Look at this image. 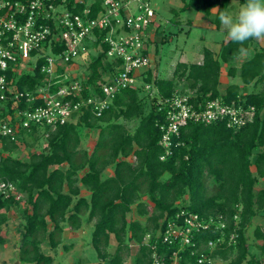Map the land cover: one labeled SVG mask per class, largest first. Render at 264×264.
<instances>
[{
	"label": "trees",
	"instance_id": "1",
	"mask_svg": "<svg viewBox=\"0 0 264 264\" xmlns=\"http://www.w3.org/2000/svg\"><path fill=\"white\" fill-rule=\"evenodd\" d=\"M24 1V0H20ZM75 0H67L74 12L92 8L91 17L103 9L102 0H83L72 8ZM182 11L193 8L206 14L215 8L213 24L220 26L219 10H227L230 0H187ZM241 4L245 0H239ZM158 27H156L157 30ZM104 33V31L102 32ZM253 40L246 42L249 49ZM101 42V41H99ZM240 45L223 42L216 54L209 48L202 49L201 62L178 61L171 78L153 76L149 68L143 82L154 86L156 96L148 102L139 96V89H122L100 116L91 109L74 114V118L53 129L33 126L24 138L25 144L37 143L42 137L46 144L40 151L32 152L27 159L13 156L18 148L14 142L2 139L0 146V181L15 185L19 198L0 193V224L7 219L6 212L19 208L23 219L18 246V260L28 264H52L51 255L44 253L40 244L47 242L54 249L61 241L62 223L70 228L81 227L82 215L92 222L91 245L98 261L93 264H123L130 255V244L137 245L133 264H152V252L165 255L168 260L177 245L162 244L158 234L165 220L181 208L197 213L200 217L222 215L226 227L220 230H201L193 240L212 258L225 264H264V258L250 254L245 230L254 216L264 218V47L238 65L232 64L240 55ZM107 43L102 52L89 60L88 73L82 79L83 95L99 92L103 73L119 72L120 59L106 56ZM228 64L227 74L238 76L242 85L259 86L257 91L241 92L236 83L228 84L225 92L218 85L221 66ZM42 78L37 68L33 73L19 77L20 90L34 88ZM191 90L202 99L222 96L225 100L244 98L255 106L252 119L239 129L225 126L223 121L213 123H187L173 136L170 153L161 160L164 149L159 144V125L164 112L158 110L157 100ZM100 95V94H99ZM138 119L133 131L118 122ZM97 129V139L88 151L80 146L82 129ZM253 167V169H252ZM111 168L112 173L103 176ZM89 194H81V188ZM147 193L152 207L139 201ZM23 195V196H22ZM188 197L186 205L176 201ZM135 204L136 213L144 217L128 220ZM234 233V243L227 244ZM260 254L264 255V227L253 230ZM147 237V238H146ZM224 237V242L209 250V240ZM113 252L107 250L111 239ZM127 239V241H126ZM4 238L0 235V243ZM204 245V246H203ZM68 248V246H64ZM189 247L182 248L178 264H197V254ZM70 264H83L78 259Z\"/></svg>",
	"mask_w": 264,
	"mask_h": 264
},
{
	"label": "built area",
	"instance_id": "2",
	"mask_svg": "<svg viewBox=\"0 0 264 264\" xmlns=\"http://www.w3.org/2000/svg\"><path fill=\"white\" fill-rule=\"evenodd\" d=\"M78 2L83 0H75L71 7ZM101 6L97 16L91 17L92 8L74 12L67 0H0V146L2 139L19 145L33 126L53 129L87 108L100 116L122 89L135 87L139 70L150 67L148 46L157 27L150 0H102ZM102 43L108 45L107 58L121 60L120 69L103 78L100 95L91 90L85 97L84 78L72 73L71 66L78 58L100 54ZM35 68L42 74L39 83L20 90L19 77ZM150 87L145 84L146 89ZM157 103L158 110L164 112L159 125V144L164 149L161 160L170 153L181 125L223 121L227 128L239 129L255 112V106L244 98L225 100L220 95L202 99L178 90ZM0 193L20 197L11 182L0 181ZM225 227L222 215L203 218L181 208L166 218L158 234L162 244L177 245V249L166 260L154 246L152 264H178L185 247L197 254V264H214L216 258L197 248L193 238L201 230L223 231ZM234 238L232 233L227 244L234 243ZM223 242L224 237H219L209 240L206 247L211 251Z\"/></svg>",
	"mask_w": 264,
	"mask_h": 264
},
{
	"label": "rangeland",
	"instance_id": "3",
	"mask_svg": "<svg viewBox=\"0 0 264 264\" xmlns=\"http://www.w3.org/2000/svg\"><path fill=\"white\" fill-rule=\"evenodd\" d=\"M184 0H150L151 6L154 8L156 13V19L154 26L158 27L155 32H152V41L149 43V54H150V67L153 76L171 78L175 64L178 61L184 62H201L202 61V49L204 47L209 48L211 51L216 52L219 49L220 43L226 32L217 31L214 27H210L214 19V11L211 15L205 14L203 11H197L193 8H186L182 11ZM230 5L227 12L235 15L239 8L242 6L239 4V0H230ZM153 26V27H154ZM220 39V40H217ZM253 45V43H251ZM258 49V47H255ZM253 52V47H249L247 55ZM95 54H90L87 58L95 57ZM86 57L76 59V63L71 66V72L80 74L82 78H85L88 70L87 64L89 60ZM240 59L234 60L232 64L238 65ZM228 64L221 66V72L219 76L220 83L218 89L220 92H225V88L228 84L237 83V76L231 77L227 74ZM146 72L145 69H141L138 73L140 77H136L135 87L138 88L139 96L143 97L148 105L146 112L148 111L149 104H151V98L156 96V89L151 86L149 89L145 88L143 82V74ZM107 72L102 78L107 76ZM241 92H251L258 90L260 87H254L253 85H247L246 87L239 81ZM179 89L183 87L179 84ZM186 92H192L191 90ZM118 122L123 123L128 130L133 131L135 126L138 124V119L125 121L119 119ZM97 129H85L81 131V142L82 148L91 151L96 139ZM28 142H20L18 148L12 152L13 156H19L23 159H27L32 152L40 151L46 144L45 138H41L37 143L31 145V138H27ZM253 169V167H252ZM254 170V169H253ZM112 173L111 168H107L104 171L103 176ZM264 186V180L261 179L255 188L259 189ZM15 193V192H13ZM81 194L88 196L89 192L85 188H81ZM23 196V195H22ZM139 201L143 202L149 208L152 207L147 193H143L139 197ZM188 202L187 195L181 200L176 201V205H186ZM20 209H10L5 214L7 219L5 222L0 224V235L4 238V242L0 243V264H28L20 263L18 260V246L20 242V231L22 228L23 219L21 216V210L25 207L24 201H20ZM128 220L139 219L144 220V217L139 216L136 213L135 204L130 213L127 214ZM93 221H85V215H82L81 227L74 229L70 228L66 223H62L63 232L61 234V241L54 249L50 248L46 241L40 244L41 250L52 256V264H70L78 259L82 260L83 264H93L98 261L96 253L91 245V230ZM256 225L264 227V218L260 215H256L252 218L251 223L245 230V236L249 245L250 254H254L258 257H263L258 250V240L254 238L253 230ZM147 238V237H146ZM127 241V239H126ZM64 246H68L65 248ZM115 248V242L111 239L110 245L107 250L113 252ZM130 255L124 258L123 264H133V255L136 252L137 245L130 244ZM214 264H225V261L216 259Z\"/></svg>",
	"mask_w": 264,
	"mask_h": 264
},
{
	"label": "clouds",
	"instance_id": "4",
	"mask_svg": "<svg viewBox=\"0 0 264 264\" xmlns=\"http://www.w3.org/2000/svg\"><path fill=\"white\" fill-rule=\"evenodd\" d=\"M216 10L226 32L225 43L240 45L237 53L241 57L247 56L248 50L244 45L249 40L264 42V0H245L235 15Z\"/></svg>",
	"mask_w": 264,
	"mask_h": 264
},
{
	"label": "crops",
	"instance_id": "5",
	"mask_svg": "<svg viewBox=\"0 0 264 264\" xmlns=\"http://www.w3.org/2000/svg\"><path fill=\"white\" fill-rule=\"evenodd\" d=\"M185 1H187V0H185ZM231 2V1H230ZM230 2H229V5H230ZM239 4L240 5H243V4H241L240 2H239ZM229 5H228V8H229ZM228 8H227V10H228ZM226 10V11H227ZM198 11V10H197ZM214 11V13H215V8H212L211 10H210V12L207 14V15H211V13ZM201 12V11H200ZM206 14V13H205ZM210 24V27H214L217 31H223L224 29H223V27H222V25L220 24V26L218 27V28H216L215 27V25L213 24V22H212V24L211 23H209ZM225 31V30H224ZM225 37H226V35H225ZM225 37H223L222 38V40L221 41H218V42H221L220 43V46H221V44L223 43V42H225ZM217 40H220V39H217ZM252 43H253V45L251 44L250 45V47L252 46L253 47V51H254V46L255 47H264V42H258V41H256V40H253L252 41ZM220 46H219V48H220ZM219 50V49H218ZM213 52V51H212ZM218 52V51H217ZM214 54H216V52H213ZM253 53V52H252ZM252 53H249V55H251ZM249 55H247V56H249ZM246 56V57H247ZM246 57H241V56H239L238 58L240 59V61L239 62H241V61H243V60H245L246 59ZM237 58V59H238ZM236 59V60H237ZM184 62V61H183ZM237 78H238V82L236 83V84H239V81H240V79H239V77L237 76ZM241 82V81H240ZM242 84V83H241ZM255 91H257V90H255ZM72 263V262H71Z\"/></svg>",
	"mask_w": 264,
	"mask_h": 264
}]
</instances>
